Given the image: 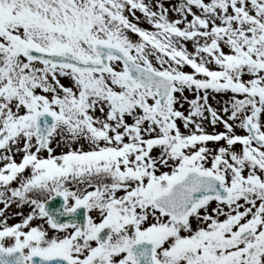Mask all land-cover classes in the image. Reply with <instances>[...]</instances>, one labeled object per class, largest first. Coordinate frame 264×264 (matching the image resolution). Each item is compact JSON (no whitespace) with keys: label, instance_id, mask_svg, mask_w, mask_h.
Wrapping results in <instances>:
<instances>
[{"label":"snow or ice","instance_id":"6c2138e0","mask_svg":"<svg viewBox=\"0 0 264 264\" xmlns=\"http://www.w3.org/2000/svg\"><path fill=\"white\" fill-rule=\"evenodd\" d=\"M0 264H264V0H0Z\"/></svg>","mask_w":264,"mask_h":264}]
</instances>
